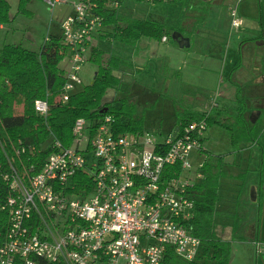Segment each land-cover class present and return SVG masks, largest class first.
<instances>
[{
    "label": "built area",
    "instance_id": "obj_1",
    "mask_svg": "<svg viewBox=\"0 0 264 264\" xmlns=\"http://www.w3.org/2000/svg\"><path fill=\"white\" fill-rule=\"evenodd\" d=\"M44 1L52 7L60 2ZM242 1L229 7L236 28L243 24ZM101 6L118 8L120 0H75L73 13L60 24L70 47L63 102L82 83L87 46L103 27ZM35 109L47 116L48 100L37 99ZM207 130L201 120L156 137L145 129L117 131L109 113L78 118L73 144L55 138L38 173H27V180L14 167L0 173V264H163L168 247L182 261H194L203 241L187 223L196 214L193 189L203 177V162L193 165L191 154L202 155ZM175 163L181 174L165 178L166 165ZM79 170L93 180L76 190L72 178Z\"/></svg>",
    "mask_w": 264,
    "mask_h": 264
},
{
    "label": "trees",
    "instance_id": "obj_2",
    "mask_svg": "<svg viewBox=\"0 0 264 264\" xmlns=\"http://www.w3.org/2000/svg\"><path fill=\"white\" fill-rule=\"evenodd\" d=\"M29 1H18L19 13L31 14L27 9ZM124 1L120 0L118 8L101 6L98 9L97 13L103 17V25H113L112 31L103 34L102 38H109L138 50V43L143 37L161 41L166 36L170 40L173 39L174 31L184 35L187 32L182 26L172 28L152 19L125 16L119 11ZM175 1L181 0H155L153 3ZM10 10L9 0H0V24L11 21ZM69 54L70 47L63 42L61 34H49L38 50L17 43H6L0 47V173L12 172L14 167L26 180L27 173H38L46 157L54 150L52 143L55 138L64 146L73 144V127L75 121L81 117L93 120L109 113L114 115L117 131L144 130L143 121L134 116L135 108L127 98H122L118 106L114 101L107 102L104 99L109 89L118 88L122 83V78L115 72L122 66L133 68L134 62L116 53L110 54L104 61L102 49L92 46L88 59L97 65L93 81L83 88L77 87L68 101L63 102L59 96L66 83L67 74L60 63ZM239 63L240 58L235 68ZM229 77L232 78V73ZM236 98L241 102H238L240 107L235 115L217 106L209 110L188 107L177 111V121L172 128L179 126L182 129L194 121L205 120L208 128L217 125L227 131L233 152L238 151L245 143H256L260 146L262 154L257 222L259 236L264 208V109L251 124L246 117L247 102L239 90ZM37 99L48 100L47 116L40 115L35 109ZM202 153H205L203 177L195 183L193 189L196 195V214L187 223L192 234L203 241L201 253L194 261L184 262L174 253L172 247H168L163 264H231L233 240L220 237L216 231L221 179H245V174L224 170L225 154H213L205 148ZM181 171L180 163L168 164L164 177L168 179L179 176ZM72 180L78 182V190L93 178L79 170ZM3 183L0 179V186ZM4 186L6 187V183ZM4 186L2 190L5 192ZM0 216H4L3 213Z\"/></svg>",
    "mask_w": 264,
    "mask_h": 264
},
{
    "label": "rangeland",
    "instance_id": "obj_3",
    "mask_svg": "<svg viewBox=\"0 0 264 264\" xmlns=\"http://www.w3.org/2000/svg\"><path fill=\"white\" fill-rule=\"evenodd\" d=\"M18 1L9 0L11 21L0 27V47L6 43H17L38 50L49 34L61 33L60 24L73 13L75 0H60L55 7L44 0H30L27 4L30 15L18 12ZM132 1L135 0H127L123 6L124 11L120 7V12L134 18H154L172 28L182 26L187 31L185 36L190 38L191 45L180 47L175 40L170 39L165 43L157 44L155 48L144 45L143 51L136 54L134 47L111 39L98 38L102 41L104 61L115 51L136 62V67L122 66L115 72L122 78V83L118 88L113 87L108 90L105 101H114L118 106L122 98H127L135 108L134 116L141 119L143 128L156 137L166 134L175 125L179 109L190 107L196 110H209L217 106L225 107L233 115L236 110L234 104L236 92L234 85L228 81V74L232 69L228 65L233 60L232 53H237L239 34L232 37L233 29L228 26L229 7H223L218 15L216 10L211 11L210 7L221 0L209 2L181 0L172 3L142 1L133 2L132 6L127 8V3ZM111 29L112 27H109L106 30ZM229 38L231 47L228 54L221 42ZM86 53L87 60L82 64L79 72L82 81L79 88L90 84L97 70V65L88 59L90 48L86 49ZM209 54L210 58L207 57ZM212 56L217 58L214 59ZM247 56L249 57L248 52ZM220 57L225 61H219L222 60ZM60 66L69 70L68 56L62 60ZM243 72L242 76L245 77V71ZM203 80L204 87L207 86L208 90H200ZM220 80L226 81L228 90L220 86ZM190 83H195L193 86L196 88L191 87ZM197 88L199 90H196ZM243 93L247 97L251 96L249 91ZM251 116L254 118V115ZM206 136L204 147L214 153H224L231 148L229 134L220 126L209 127ZM204 159L205 153L191 154V161L195 166ZM250 180L249 177L248 182ZM248 192L250 195L251 187L248 188ZM245 204L241 205L239 201L233 202V208H238L236 211L239 218L236 219L234 216L238 227L233 226L232 230L230 227L227 229L219 227L216 231L220 237L233 240L231 264H264L263 245L260 242L252 243L253 237L256 236L258 206L251 201ZM230 210L233 212V209Z\"/></svg>",
    "mask_w": 264,
    "mask_h": 264
},
{
    "label": "crops",
    "instance_id": "obj_4",
    "mask_svg": "<svg viewBox=\"0 0 264 264\" xmlns=\"http://www.w3.org/2000/svg\"><path fill=\"white\" fill-rule=\"evenodd\" d=\"M206 1L209 2L210 0H206ZM126 2L127 0H125L124 4L121 6L122 11H124L125 9L123 8V6L125 5ZM133 2L139 3L138 1H132L131 3H127L126 5L127 8L131 7L132 6L131 4ZM231 2L232 0H221L219 2H215L216 4L214 3V5L210 7V10L211 11L216 10L217 14L219 15L223 7H230ZM238 12H239V16L243 19V24L239 28L232 26L231 18L229 15L230 21L228 26L230 28L232 27L233 29L232 37L235 34H239V36L237 37V43H238L237 53L233 52L231 55V57H233L234 62L232 60L233 63L231 62L228 65L229 67H232V69L228 74L229 77V75L232 73V78L229 77L228 81H230V83L234 85L235 92L239 90L240 94H242L241 96L247 102L248 107L246 110V117L250 118L249 120L251 121L250 123L252 124L258 119V117L260 116V114L264 109V0H243L238 6ZM120 13L125 16H128L122 12ZM228 13H229V8H228ZM148 19H152V18H148ZM152 20L158 21L157 19L154 18ZM218 21L215 22L218 23ZM158 22L164 23L163 21L160 20ZM0 27H3V24H0ZM109 27H112L113 29V25H108V26L103 25L102 29L93 35L87 48H90L91 50L92 46H97L100 49H102L101 46L102 41H99L98 38L100 37L102 38L103 34L112 31V29L106 30ZM230 38L228 40L225 39V41L221 42L223 44L222 45L223 49L225 48V51H227L228 54L230 53L229 51L231 47L229 45L231 44ZM102 39L105 40L104 38ZM168 40L169 39H167V41ZM93 41L94 44H92ZM167 41H163V40L158 41L155 39H149L147 37H143L140 39L138 43V50H136V48L134 47L135 53L138 54L139 52H142L144 45L145 46L151 45L154 46L155 48L157 44L165 43ZM247 52L249 54V57L247 56ZM112 53L119 54L118 52L115 51H113ZM207 57L210 58V54L207 55ZM86 58H87V53H86ZM126 58L131 59L134 62V67H136L135 65L136 62L132 58L130 57H126ZM212 58L215 59L217 57L212 56ZM239 58H240V63L235 68V65ZM220 59H222V57H220ZM219 61H225V59ZM243 71H245V77L242 76L244 73ZM204 82L205 81L203 80L202 82L203 86H201L200 90H208L207 86L204 87L205 85ZM219 83L220 86H224L223 88L226 89L228 88V85L225 80H220ZM194 84L195 83H190V86L196 88L193 86ZM196 90H199V88H197ZM255 90L257 91L255 94H253ZM247 91L250 92L251 94L250 97L244 95L243 92H247ZM238 102L241 101H238V99L235 97L234 104L236 105V110L233 115L237 113L240 107V104ZM224 109L226 108L224 107ZM251 115H254V118ZM206 138L207 136L205 137V139ZM204 144L206 146V141L204 142ZM205 149L209 150L208 148ZM209 151L212 152L213 154H225L224 165H223L224 170L235 174H240V173L245 174V179L226 178V177H223L221 179L220 198L217 207L218 215L216 217V223H217L216 230L219 227L225 229L230 227L232 230L233 226L238 227L237 220L235 222V219H233L234 216H236V219L239 218V216H237L238 208H233V202L239 201L241 205H246L245 203L251 201L252 203H254V205L258 206V185L260 180L259 168L261 165L262 151L260 146L256 143H251V144L245 143L241 145V148L236 152L231 151V148L224 153H214L211 150ZM249 177L251 178V180L248 182ZM250 187H251V194L249 195L248 188ZM230 209H233V212H230L232 211ZM233 233L235 234L236 232ZM258 242H260L263 245V251H264V215L261 224L260 235L258 236L256 229V236L253 237L252 239V243H258Z\"/></svg>",
    "mask_w": 264,
    "mask_h": 264
},
{
    "label": "water",
    "instance_id": "obj_5",
    "mask_svg": "<svg viewBox=\"0 0 264 264\" xmlns=\"http://www.w3.org/2000/svg\"><path fill=\"white\" fill-rule=\"evenodd\" d=\"M172 37L173 40H175L180 47H189L191 45L190 38L179 31H174ZM178 129L179 126H176L175 131H177Z\"/></svg>",
    "mask_w": 264,
    "mask_h": 264
}]
</instances>
